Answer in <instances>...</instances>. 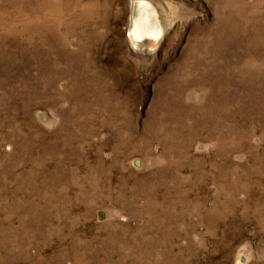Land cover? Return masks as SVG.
I'll list each match as a JSON object with an SVG mask.
<instances>
[{"label":"rangeland","instance_id":"obj_1","mask_svg":"<svg viewBox=\"0 0 264 264\" xmlns=\"http://www.w3.org/2000/svg\"><path fill=\"white\" fill-rule=\"evenodd\" d=\"M130 1L0 0V264H264V0Z\"/></svg>","mask_w":264,"mask_h":264},{"label":"bare ground","instance_id":"obj_2","mask_svg":"<svg viewBox=\"0 0 264 264\" xmlns=\"http://www.w3.org/2000/svg\"><path fill=\"white\" fill-rule=\"evenodd\" d=\"M130 2V24L128 33L130 34L129 36L132 37L130 39L138 41L142 39H147L152 36H158L162 31V23L158 14V10L156 6L152 3L153 1L151 2V0H132Z\"/></svg>","mask_w":264,"mask_h":264}]
</instances>
